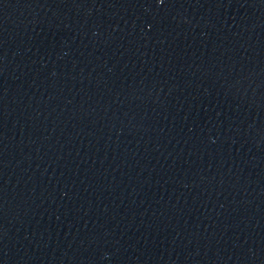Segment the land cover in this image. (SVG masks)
I'll return each mask as SVG.
<instances>
[{"label":"water","instance_id":"95a60500","mask_svg":"<svg viewBox=\"0 0 264 264\" xmlns=\"http://www.w3.org/2000/svg\"><path fill=\"white\" fill-rule=\"evenodd\" d=\"M0 264H264V0H0Z\"/></svg>","mask_w":264,"mask_h":264},{"label":"snow or ice","instance_id":"6c2138e0","mask_svg":"<svg viewBox=\"0 0 264 264\" xmlns=\"http://www.w3.org/2000/svg\"><path fill=\"white\" fill-rule=\"evenodd\" d=\"M163 2V0H157V3H162Z\"/></svg>","mask_w":264,"mask_h":264}]
</instances>
